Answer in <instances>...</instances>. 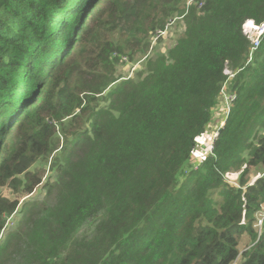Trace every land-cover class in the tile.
I'll return each instance as SVG.
<instances>
[{
	"label": "trees",
	"instance_id": "trees-1",
	"mask_svg": "<svg viewBox=\"0 0 264 264\" xmlns=\"http://www.w3.org/2000/svg\"><path fill=\"white\" fill-rule=\"evenodd\" d=\"M188 1L0 0V190L20 193L0 194L2 264H264V37L249 60L243 33L264 0ZM177 19L169 54L120 80ZM226 69L236 99L193 166ZM59 149L54 200L19 209Z\"/></svg>",
	"mask_w": 264,
	"mask_h": 264
},
{
	"label": "rangeland",
	"instance_id": "rangeland-1",
	"mask_svg": "<svg viewBox=\"0 0 264 264\" xmlns=\"http://www.w3.org/2000/svg\"><path fill=\"white\" fill-rule=\"evenodd\" d=\"M190 1V2H189ZM188 4H187V10L190 8L191 5L196 4L194 1L195 0H189ZM186 32V25L183 21V19H177L176 21L172 22L168 28L165 30V34H158L156 35V37L154 38L153 43L151 42L150 48L148 49V51H146V55H138L135 59V61H130V60H125L124 63L119 65V70H118V75L120 76V78L129 76V71L131 68H133L134 66H137V71L142 69V62L147 58V57H156V56H161L164 54V56L169 54V51L173 48V46L177 43V41L181 38L184 37ZM155 33L153 34H149V36H154ZM151 40V38H150ZM136 71V72H137ZM230 73H228L230 75V80L227 81V83L225 84L223 90L221 91L218 101H217V105H215L213 107V109L211 110V117H210V124L208 126L206 135L201 138L198 141V146L196 148L195 151V155H194V160H193V166L197 164H201L204 160V158L209 156L210 153V146L211 143L214 142V136L215 134L219 131V129L221 128V123L223 124L225 122V120L227 119L228 113L230 111L231 108V104H230V97L231 94L229 92V88H228V84L229 82L233 79L231 76V71L229 70ZM112 90L115 87L114 85H110ZM106 92H103L101 95H103ZM101 95H91L90 97L92 98H98ZM94 103L91 104V108H93ZM84 116V115H82ZM71 120V118H67L65 120V122H69ZM78 124V123H77ZM76 124V125H77ZM75 125V127H76ZM221 125V126H220ZM74 127V128H75ZM73 128V129H74ZM71 129L72 132H74V130ZM85 130V129H84ZM68 131V129H67ZM66 131V134H67ZM61 149H59L58 151H56L49 159V161L47 162V164L45 165V163L43 161H39V163L37 165H33L32 169H31V173L28 175V178L32 177L33 175H39L42 176V180H43V184L41 186H39V188H37L36 190L33 191V193L27 197H22L20 199V207L19 209L22 208L23 204L27 203L28 205H37L39 202V205L41 206L43 202H51L54 200V195L53 193L48 195L45 189V186L47 184V182L51 179V161L52 159L59 154V151ZM241 172H236V173H229L227 174V179L228 182L238 186L239 185V175ZM262 174V171L260 170V168L257 169H252L251 171V175L248 179V183H254L256 178L259 177ZM21 179L24 180V186L22 187L23 190L26 189V184L29 183V180L27 178H25L24 176L21 177ZM26 186V187H25ZM31 186V185H29ZM0 194L2 195V197H6V198H10L11 201H13L15 198H17L20 193H15L14 190L11 188L10 184L7 183L6 185L3 186L2 190H0ZM17 227V218L16 216L11 217L10 220L8 221L7 225H6V230L7 232L10 231V229L14 230ZM4 244V242L0 243V247H2V245ZM245 243L242 244L243 247H245ZM241 258V257H240ZM0 264H2V259H0ZM3 264H9L6 262H3Z\"/></svg>",
	"mask_w": 264,
	"mask_h": 264
},
{
	"label": "built area",
	"instance_id": "built-area-1",
	"mask_svg": "<svg viewBox=\"0 0 264 264\" xmlns=\"http://www.w3.org/2000/svg\"><path fill=\"white\" fill-rule=\"evenodd\" d=\"M197 3L200 4V7L203 6V0H195ZM243 33L244 35L250 40L251 42V54L250 59H252L253 54L258 50L262 43V39L264 37V23L261 25H257L254 22H247L243 25ZM160 34H164V32H160ZM230 73L229 70H227V74ZM231 76H234V74H231ZM236 99V96L233 95V97H230V104L232 105L233 101ZM5 229L0 234V242L2 241L4 237Z\"/></svg>",
	"mask_w": 264,
	"mask_h": 264
},
{
	"label": "clouds",
	"instance_id": "clouds-1",
	"mask_svg": "<svg viewBox=\"0 0 264 264\" xmlns=\"http://www.w3.org/2000/svg\"><path fill=\"white\" fill-rule=\"evenodd\" d=\"M172 22H174V21H172ZM247 22H254L253 20H248V21H246L245 23H247ZM255 23V22H254ZM256 24V23H255ZM258 25V24H257ZM164 32V34H165V31H163ZM127 60H129L128 58H127ZM227 70H229V69H226V71H225V73L227 74ZM136 71H137V66H134L133 68H131L130 69V71H129V76H126V77H123V78H121L120 80H131V79H133V77H134V75H135V73H136ZM111 88V87H110ZM109 88V89H110ZM108 89V90H109ZM233 95L234 94H232L231 95V97H233ZM236 96V95H235ZM234 102V101H233ZM230 112H231V108H230V111H229V113H228V116H229V114H230ZM228 116H227V118H228ZM227 120V119H226ZM225 124V122L222 124V126H221V128L223 127V125ZM220 128V129H221ZM218 132L215 134V136H214V141H215V139L218 137ZM212 150H213V143H211V146H210V153L209 154H211L212 153ZM260 177V176H259ZM259 177H257V178H259ZM256 178V179H257ZM256 181V180H255Z\"/></svg>",
	"mask_w": 264,
	"mask_h": 264
}]
</instances>
